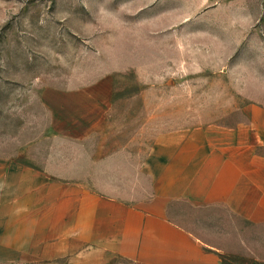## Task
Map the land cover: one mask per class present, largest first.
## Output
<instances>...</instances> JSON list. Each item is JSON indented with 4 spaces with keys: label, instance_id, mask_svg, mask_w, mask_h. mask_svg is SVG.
Listing matches in <instances>:
<instances>
[{
    "label": "rangeland",
    "instance_id": "rangeland-1",
    "mask_svg": "<svg viewBox=\"0 0 264 264\" xmlns=\"http://www.w3.org/2000/svg\"><path fill=\"white\" fill-rule=\"evenodd\" d=\"M189 26L211 28L224 49L200 50L206 41L193 45ZM105 75L110 128L93 140L89 181L131 198L145 185L137 173L155 135L234 124L264 104V0H0V154L42 133L45 89ZM170 213L222 249V264H264L263 226L185 202Z\"/></svg>",
    "mask_w": 264,
    "mask_h": 264
},
{
    "label": "crops",
    "instance_id": "crops-1",
    "mask_svg": "<svg viewBox=\"0 0 264 264\" xmlns=\"http://www.w3.org/2000/svg\"><path fill=\"white\" fill-rule=\"evenodd\" d=\"M210 29L192 26L191 43L224 49ZM108 77L45 89L42 133L0 154V264H222L225 252L174 221L170 209L218 207L264 227V104L234 124L158 133L138 168L145 185L122 198L89 181L94 138L110 128Z\"/></svg>",
    "mask_w": 264,
    "mask_h": 264
}]
</instances>
